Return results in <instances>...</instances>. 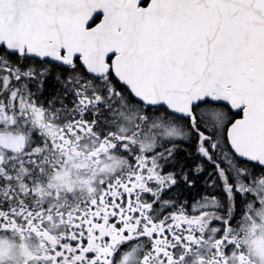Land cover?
Returning <instances> with one entry per match:
<instances>
[{
	"label": "flooded vegetation",
	"instance_id": "1",
	"mask_svg": "<svg viewBox=\"0 0 264 264\" xmlns=\"http://www.w3.org/2000/svg\"><path fill=\"white\" fill-rule=\"evenodd\" d=\"M7 63L0 137L23 147L0 141V264H264V162L238 157L229 140L241 114L141 103L110 69L90 79L122 94L127 119H112L124 130L102 124L89 98L78 109L45 103L39 123L10 108L12 92L38 100V62ZM207 107L227 111L223 130L203 119Z\"/></svg>",
	"mask_w": 264,
	"mask_h": 264
},
{
	"label": "water",
	"instance_id": "2",
	"mask_svg": "<svg viewBox=\"0 0 264 264\" xmlns=\"http://www.w3.org/2000/svg\"><path fill=\"white\" fill-rule=\"evenodd\" d=\"M0 0V50L112 69L144 104L178 114L210 101L242 113L235 154L264 162V0ZM100 20L95 23L96 19Z\"/></svg>",
	"mask_w": 264,
	"mask_h": 264
},
{
	"label": "rangeland",
	"instance_id": "3",
	"mask_svg": "<svg viewBox=\"0 0 264 264\" xmlns=\"http://www.w3.org/2000/svg\"><path fill=\"white\" fill-rule=\"evenodd\" d=\"M6 52V51H5ZM7 61H10V58L8 57V54L1 52L0 55V92L1 88L2 90L7 87V84L9 82V78L3 79L1 77V73L5 70L6 73H8L10 70L9 68H6V65L8 64ZM6 68V69H5ZM15 71H17L15 69ZM37 81H36V93L38 95V98L41 100H37L36 102L30 101V99H25L22 102L20 101L21 97H16V93L13 94V92L10 94V102L11 106L10 108H15L18 110H26L30 115L34 114L36 117V120L39 123H43L45 121V112L41 111L42 109H47V105L51 103L53 106H49L48 108L52 109H58L61 110L65 108L67 105L70 108H83L84 104L82 102H87L85 99L82 100V98H89L91 105L90 108H95L98 110L101 116L102 124H106L110 129L114 128L115 125L117 127L119 126V129L124 130V127L126 125L125 121L124 123H115V121L112 119L114 116L119 115L120 117H124V119H127V108L124 107L125 102L120 103L117 101V98L115 97L116 94L121 95V93L117 92L113 89L110 81L108 79H105L101 84L99 88H95L94 85H92L94 82L88 81L84 82L81 80L80 75L75 68H71V71L68 70L65 73V76L58 74L57 71L53 72V85L57 84V92L54 93L52 100L48 101L47 97L44 95L43 92L44 87V79L45 74L49 73V69L47 70V66L38 67L37 69ZM59 73L61 71H58ZM15 81L17 82L19 79L17 78V74L13 76ZM12 79V80H13ZM22 81V80H20ZM43 97V98H42ZM78 97L81 99V102H78ZM111 99V101H110ZM20 102V103H18ZM49 102V103H48ZM108 102V103H107ZM46 103V104H45ZM86 104V103H85ZM110 104V106H109ZM105 105V106H104ZM52 107V108H51ZM0 109H1V98H0ZM205 111L202 112L203 119L209 123V126H211L212 131L219 132L223 130L229 120L231 121V117L229 118L227 116V111L222 108H205ZM75 112L77 113L76 109ZM98 112L96 115H99ZM1 116H4L1 111ZM54 123V122H53ZM109 131V129H108ZM3 140L2 143H5L6 146H10V150H19L23 146V141L21 136L19 135H9L5 137H0ZM1 145V143H0ZM8 149V148H7Z\"/></svg>",
	"mask_w": 264,
	"mask_h": 264
},
{
	"label": "trees",
	"instance_id": "4",
	"mask_svg": "<svg viewBox=\"0 0 264 264\" xmlns=\"http://www.w3.org/2000/svg\"><path fill=\"white\" fill-rule=\"evenodd\" d=\"M97 21H99V18L96 20V22ZM1 52L6 53L4 49L0 50V55H1ZM8 57L10 58V61L28 60L25 57H19L17 55H9L8 54ZM43 66H47V70L49 69V73L45 74V79L43 80L44 81L43 82L44 83V87H45V89H44L45 92H43V93H44L45 96H46V94L47 95H50V94L53 95L55 92H57V84L55 83L53 85V77H54L53 72H56L58 70V71H61L60 73L57 71L58 74H61V75L65 76L66 71H68V70L71 71V68H62V67L50 64V63L42 64V63L38 62V67H43ZM73 68H75V66ZM76 69H77L82 81H84L85 83L88 82V81H91L90 77L84 72V70L81 67V65L78 64L76 66ZM38 100L41 101L39 98H38Z\"/></svg>",
	"mask_w": 264,
	"mask_h": 264
}]
</instances>
